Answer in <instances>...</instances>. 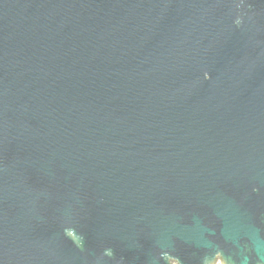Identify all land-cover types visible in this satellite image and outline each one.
Masks as SVG:
<instances>
[{
    "label": "water",
    "instance_id": "obj_1",
    "mask_svg": "<svg viewBox=\"0 0 264 264\" xmlns=\"http://www.w3.org/2000/svg\"><path fill=\"white\" fill-rule=\"evenodd\" d=\"M242 4L0 0V264H264Z\"/></svg>",
    "mask_w": 264,
    "mask_h": 264
},
{
    "label": "flooded vegetation",
    "instance_id": "obj_2",
    "mask_svg": "<svg viewBox=\"0 0 264 264\" xmlns=\"http://www.w3.org/2000/svg\"><path fill=\"white\" fill-rule=\"evenodd\" d=\"M244 2L246 3L247 0H246V1H245V0H241V4L243 3L242 5H244ZM246 7H247V9H248L249 11L253 10V8L251 9V7H250L249 5H247V4H246ZM217 261H220V260H217ZM214 263H215V262H214Z\"/></svg>",
    "mask_w": 264,
    "mask_h": 264
},
{
    "label": "rangeland",
    "instance_id": "obj_3",
    "mask_svg": "<svg viewBox=\"0 0 264 264\" xmlns=\"http://www.w3.org/2000/svg\"><path fill=\"white\" fill-rule=\"evenodd\" d=\"M212 264H220V261H216L215 263H212Z\"/></svg>",
    "mask_w": 264,
    "mask_h": 264
}]
</instances>
